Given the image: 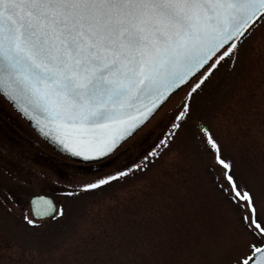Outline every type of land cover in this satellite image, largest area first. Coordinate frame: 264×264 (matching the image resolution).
Masks as SVG:
<instances>
[{
  "label": "rangeland",
  "instance_id": "rangeland-1",
  "mask_svg": "<svg viewBox=\"0 0 264 264\" xmlns=\"http://www.w3.org/2000/svg\"><path fill=\"white\" fill-rule=\"evenodd\" d=\"M187 91L114 155L89 164L52 148L0 95V264H235L251 235L218 186L223 170L200 130L209 129L264 217V24L242 40L238 62H223L193 95L170 147L150 156L173 131ZM137 164L147 166L82 191ZM39 192L51 194L64 215L31 227L23 217Z\"/></svg>",
  "mask_w": 264,
  "mask_h": 264
},
{
  "label": "snow or ice",
  "instance_id": "snow-or-ice-1",
  "mask_svg": "<svg viewBox=\"0 0 264 264\" xmlns=\"http://www.w3.org/2000/svg\"><path fill=\"white\" fill-rule=\"evenodd\" d=\"M264 24V0H0V93L44 137L83 160L114 155L123 143L188 89L158 141L159 157L190 103L240 43ZM202 135L223 170L219 188L241 210L251 238L235 264H264V217L209 129ZM145 160L148 157L144 158ZM101 178L89 192L143 171ZM69 196L76 193L69 192ZM24 222L63 216L50 199L31 202Z\"/></svg>",
  "mask_w": 264,
  "mask_h": 264
},
{
  "label": "water",
  "instance_id": "water-1",
  "mask_svg": "<svg viewBox=\"0 0 264 264\" xmlns=\"http://www.w3.org/2000/svg\"><path fill=\"white\" fill-rule=\"evenodd\" d=\"M7 99V98H6ZM8 100V99H7ZM15 108L16 106L14 105V103L10 100H8ZM16 110L26 119L27 122H29V124L41 135V133L39 132V130L37 129L34 121L28 119L26 116L23 115V113H21L17 108ZM49 144H51L55 149H57L58 151H60L61 153L69 156L70 158H73V159H76V160H79V161H83V162H93V161H98V160H83L82 158H79V157H75V156H72L71 154L67 153L66 151H63L61 149V147H59L58 145L54 144L50 139L44 137L43 135H41ZM101 160V159H100ZM47 198V199H50L56 206V202L54 200V198L51 196V195H47V194H42V193H37V194H33L31 195V197L29 198V202H30V205H31V210H32V204L31 202L37 198Z\"/></svg>",
  "mask_w": 264,
  "mask_h": 264
},
{
  "label": "flooded vegetation",
  "instance_id": "flooded-vegetation-1",
  "mask_svg": "<svg viewBox=\"0 0 264 264\" xmlns=\"http://www.w3.org/2000/svg\"><path fill=\"white\" fill-rule=\"evenodd\" d=\"M2 98H3V96H1ZM3 100H5L4 98H3Z\"/></svg>",
  "mask_w": 264,
  "mask_h": 264
}]
</instances>
